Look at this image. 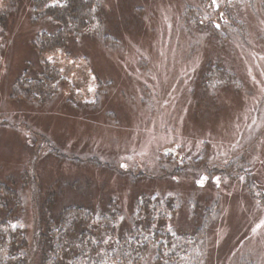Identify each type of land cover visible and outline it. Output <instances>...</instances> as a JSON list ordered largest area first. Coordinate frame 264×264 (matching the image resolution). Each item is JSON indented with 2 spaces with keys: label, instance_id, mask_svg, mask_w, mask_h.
Here are the masks:
<instances>
[{
  "label": "rangeland",
  "instance_id": "obj_1",
  "mask_svg": "<svg viewBox=\"0 0 264 264\" xmlns=\"http://www.w3.org/2000/svg\"><path fill=\"white\" fill-rule=\"evenodd\" d=\"M191 1L106 0L121 44L106 49L79 38L70 50L77 58H61L65 85L44 107L8 97L25 64L38 65L29 9L9 22L0 65V181L31 169L29 243L45 188L57 177L76 181L80 199L122 200L127 215L141 193L173 190L204 204L218 196L208 264L245 256L264 264V11L243 8L247 36L218 46L182 27ZM218 61L238 81L221 86L214 78L207 90L204 70ZM68 98L82 106L68 107ZM180 211L172 225L193 228Z\"/></svg>",
  "mask_w": 264,
  "mask_h": 264
},
{
  "label": "trees",
  "instance_id": "obj_2",
  "mask_svg": "<svg viewBox=\"0 0 264 264\" xmlns=\"http://www.w3.org/2000/svg\"><path fill=\"white\" fill-rule=\"evenodd\" d=\"M4 1L0 5V65L11 28L9 22L17 21L18 10L29 9V23L35 29L29 44L37 54L38 65L27 62L9 87L8 97L16 102L44 107L59 96L66 82L61 58H77L71 56L70 50L79 38L95 39L106 49H116L121 44L119 31L108 26L106 0ZM193 1L184 4L182 27L208 36L218 46H226L237 35L247 36L241 17L243 8L259 6L264 11V0ZM22 2H28L26 9ZM203 75L207 90L214 78L220 80L221 86L238 81L221 61L207 64ZM100 81L96 80L98 86L108 85ZM69 99L63 102L68 107L82 106L77 100L71 104ZM55 178L40 200L35 240L31 243L25 224L27 195L33 189L31 169H21L0 181V264H30V260L34 264L209 263L208 235L221 217V207L212 212L210 209L218 208V196L204 204L183 199L173 190L141 193L135 196L127 215L122 200L110 198L102 204L100 198L83 200L74 196L80 191L76 181ZM63 189L66 190L62 192ZM260 204H264L263 195ZM182 207L194 224L191 229H180L171 223ZM233 264L257 262L245 256Z\"/></svg>",
  "mask_w": 264,
  "mask_h": 264
},
{
  "label": "water",
  "instance_id": "obj_3",
  "mask_svg": "<svg viewBox=\"0 0 264 264\" xmlns=\"http://www.w3.org/2000/svg\"><path fill=\"white\" fill-rule=\"evenodd\" d=\"M167 150V149H166Z\"/></svg>",
  "mask_w": 264,
  "mask_h": 264
}]
</instances>
